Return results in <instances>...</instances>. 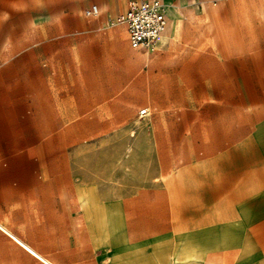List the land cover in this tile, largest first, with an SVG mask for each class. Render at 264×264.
<instances>
[{"label": "rangeland", "instance_id": "rangeland-1", "mask_svg": "<svg viewBox=\"0 0 264 264\" xmlns=\"http://www.w3.org/2000/svg\"><path fill=\"white\" fill-rule=\"evenodd\" d=\"M90 1L0 0V221L34 245L49 240L35 236L20 203L35 191L45 194L56 178L59 206L65 207L63 199L71 194L66 165L72 151H106V159L118 154L121 174L114 163L105 170L122 179L124 194H133L137 181L152 174L148 151L164 147L225 153L227 162L244 170L264 167V139H253L264 135V0H250L248 12L225 27L213 16L211 7L218 0H198L204 14L195 17L196 26L186 34L210 36L211 49L200 50L195 61L155 65L151 58L170 48L178 21L166 43H155L154 51L144 53L128 46L125 23L108 20L104 13L85 16L82 10ZM94 1L100 9L107 3ZM225 37L230 41L226 48L219 44ZM224 52L234 58H219ZM143 107L149 114L141 117ZM164 117L171 128L167 139ZM55 162L59 166L54 173ZM263 173L258 172L261 187ZM247 210L257 215L260 204L251 201ZM234 222L254 242L250 251L249 245L238 244L240 249L233 246L211 256L204 248L195 251L187 245L182 258L227 264L257 257L263 219ZM6 245L20 246L0 228V264H13L14 253ZM218 246H229L226 234L218 236Z\"/></svg>", "mask_w": 264, "mask_h": 264}, {"label": "crops", "instance_id": "crops-1", "mask_svg": "<svg viewBox=\"0 0 264 264\" xmlns=\"http://www.w3.org/2000/svg\"><path fill=\"white\" fill-rule=\"evenodd\" d=\"M128 1L107 0L100 9L98 2L91 0L85 7L96 3L99 13L90 17L104 13V18L116 21ZM161 1L167 4V23L156 43L167 42L175 20L179 31L168 50H157L153 55V65L169 60H198L200 50L211 49L212 38L186 33L196 26L195 17L204 14V7H199L198 0ZM178 6L183 8L182 17L176 13ZM249 6L250 0H218L211 8L214 18L225 27L228 20L239 21V15L248 12ZM233 26L243 27L240 23ZM114 34H118V28ZM224 39L219 44L226 48L230 41L228 37ZM148 52L152 51L144 53ZM219 58L234 56L224 52ZM170 130V121L164 117V139ZM253 139L261 142L264 135L258 133ZM241 144L245 147L248 141ZM35 152L29 151V154L32 156ZM72 152L73 157L66 165L71 194L63 199L65 207L59 206L56 178L49 181L45 194L35 191L30 199L20 203V213L26 221L33 222L35 236L48 237L49 243L34 245L0 221V228L20 244L6 245L14 253L13 264H203L202 257L189 262L182 258L187 245L195 251L204 248L211 256L238 244L249 245L247 251H250L254 242L243 231L242 224L234 221L253 217L263 219L258 230L260 253L257 257L237 258L227 264H264V185L261 187L263 180L258 178V172H264V167L244 170L227 162L225 153L167 151L164 147V151H148L152 158L147 159V166L152 174L137 181L133 194H124L122 179H116L115 172L112 175L105 170L108 163H114L121 174L122 159L117 158L118 154H113L114 159H106V151ZM58 166L57 162L52 163L51 171L57 172ZM81 167L90 169L80 173ZM158 175L162 179L156 180ZM254 200L260 204L257 215L247 210ZM220 234H226L229 246H218Z\"/></svg>", "mask_w": 264, "mask_h": 264}, {"label": "built area", "instance_id": "built-area-1", "mask_svg": "<svg viewBox=\"0 0 264 264\" xmlns=\"http://www.w3.org/2000/svg\"><path fill=\"white\" fill-rule=\"evenodd\" d=\"M167 4L161 0H130L125 11L119 14L116 21L125 23L129 47L135 50L153 51L156 39L167 23ZM99 7L92 3L83 9L85 16H95ZM176 13L182 17V6L176 7ZM148 113L146 107L138 110L140 116Z\"/></svg>", "mask_w": 264, "mask_h": 264}]
</instances>
